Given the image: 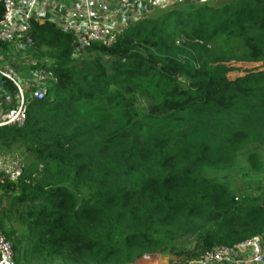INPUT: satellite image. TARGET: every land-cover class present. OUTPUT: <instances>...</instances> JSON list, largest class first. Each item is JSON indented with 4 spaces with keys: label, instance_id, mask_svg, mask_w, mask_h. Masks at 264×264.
<instances>
[{
    "label": "trees",
    "instance_id": "trees-1",
    "mask_svg": "<svg viewBox=\"0 0 264 264\" xmlns=\"http://www.w3.org/2000/svg\"><path fill=\"white\" fill-rule=\"evenodd\" d=\"M27 37L31 70L52 76L0 136L27 154L0 183L17 264H138L264 235V188L239 197L209 176L264 144V0L180 2L85 50L50 20Z\"/></svg>",
    "mask_w": 264,
    "mask_h": 264
},
{
    "label": "built area",
    "instance_id": "built-area-1",
    "mask_svg": "<svg viewBox=\"0 0 264 264\" xmlns=\"http://www.w3.org/2000/svg\"><path fill=\"white\" fill-rule=\"evenodd\" d=\"M42 0H4L5 13L0 22V40L2 42H16L18 47L25 51L33 44V40L27 37L26 41H17L15 31L13 29L17 17L21 16L22 21L28 26V20L33 17V10ZM170 0H160L162 6H166ZM181 1H197V0H181ZM36 19V18H35ZM38 20V19H37ZM24 24V25H25ZM125 29L130 22L128 19L122 20ZM66 32H71L75 36V42L82 45L80 50H85L92 43L98 41L105 44H112L120 31H114L109 27L93 22L85 23L81 30L78 31L73 25L66 24ZM37 79L43 86L35 89L30 96L26 98V92L23 83L19 79L17 73L11 69L0 70L1 87L0 91V136L8 128H22L27 121V113L30 100H43L47 95L46 80L52 76V73L45 70L36 72ZM8 82L15 86L14 91L8 89ZM22 174V169H18L6 175L0 176V183H4L8 178L10 181H17ZM1 190V189H0ZM242 251L252 252V264H264V235L255 236L233 247L215 246L210 250H203L198 256L191 260L196 264H224L237 256L241 258ZM0 264H16L15 253L12 242L7 238L3 230L0 228ZM172 264H180L175 262Z\"/></svg>",
    "mask_w": 264,
    "mask_h": 264
},
{
    "label": "crops",
    "instance_id": "crops-1",
    "mask_svg": "<svg viewBox=\"0 0 264 264\" xmlns=\"http://www.w3.org/2000/svg\"><path fill=\"white\" fill-rule=\"evenodd\" d=\"M206 1L207 0H197ZM218 1V0H214ZM183 2L181 0H170L166 6L160 4V0H42L33 10V17L39 21L50 20L57 23L64 31H66V24L73 25L78 31L87 22L103 24L109 29L114 31H123V19L137 21L145 19L151 16L155 10L168 7L177 3ZM213 2V1H212ZM22 21V17L19 16L16 19V23L13 27L17 41H24L28 33L27 23ZM14 48L21 50L16 42L9 43V49L0 48V70H7L8 64L13 63ZM29 52V48L25 50ZM30 65L27 72L15 70L19 79L23 83L26 90L29 87H35L39 85V81L36 76V72L31 70V65L34 63L30 57ZM53 60L47 59V65L50 66ZM1 82V77H0ZM40 86V85H39ZM3 88L0 83V91ZM28 92V91H27ZM203 250L198 249L196 255L191 254H177L175 252H164L158 254L157 257L151 260L150 264H172L179 262L180 264H196L191 263V260L198 256ZM147 256L146 258H148ZM252 252L242 251L241 258L238 256L231 261L224 264H252Z\"/></svg>",
    "mask_w": 264,
    "mask_h": 264
},
{
    "label": "rangeland",
    "instance_id": "rangeland-1",
    "mask_svg": "<svg viewBox=\"0 0 264 264\" xmlns=\"http://www.w3.org/2000/svg\"><path fill=\"white\" fill-rule=\"evenodd\" d=\"M207 1L208 3H212L214 0ZM28 53L30 52L19 51L17 48H14V54L12 56L13 63L8 64L10 68L8 67L7 69L19 71L21 67L23 72H27L30 65ZM44 84L45 83L40 82V86L38 85L34 88L29 87L28 89L30 90L27 91L32 93L35 91V89L43 86ZM251 153H258L260 155V160L262 162V168L260 170H254L249 163L248 158ZM26 160L27 154L22 149H14L11 140H8L5 144H0V174L2 173L3 175H6L7 173L22 169L26 163ZM209 176L214 177L219 182L227 185L239 197H243L245 195H259L261 193V189L264 188V144H255L241 151L238 155L235 165L232 168L210 174ZM2 207H7L6 199L4 200ZM193 246L194 244L191 243L187 248V251H190ZM157 256L158 254L149 256L148 258L145 256L139 260L138 264H150L151 260L153 259L151 257Z\"/></svg>",
    "mask_w": 264,
    "mask_h": 264
},
{
    "label": "water",
    "instance_id": "water-1",
    "mask_svg": "<svg viewBox=\"0 0 264 264\" xmlns=\"http://www.w3.org/2000/svg\"><path fill=\"white\" fill-rule=\"evenodd\" d=\"M74 47L80 50L82 48V45L79 42H75Z\"/></svg>",
    "mask_w": 264,
    "mask_h": 264
}]
</instances>
